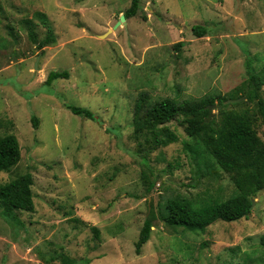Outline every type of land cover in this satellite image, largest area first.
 Segmentation results:
<instances>
[{
	"label": "rangeland",
	"instance_id": "374dc122",
	"mask_svg": "<svg viewBox=\"0 0 264 264\" xmlns=\"http://www.w3.org/2000/svg\"><path fill=\"white\" fill-rule=\"evenodd\" d=\"M129 6L0 0V136H16L21 151L0 185L29 172L34 202L33 212H15L20 225L0 214V264H264V190L248 219L217 221L204 232L172 229L158 217L166 199L223 201L232 180L178 121L166 124L177 141L144 162L131 125L141 93L153 102L212 97L203 134L223 137L232 126L223 114L248 108L264 143L253 104L219 105L220 98L237 99L232 93L248 72L264 69V0H140L137 16L117 25ZM36 12L55 36L42 50L29 39L31 32L38 41L46 35ZM193 26L206 36L196 38ZM52 71L69 78L47 86ZM65 103L90 110L97 122ZM143 173L156 180L149 194ZM149 215L150 239L136 254Z\"/></svg>",
	"mask_w": 264,
	"mask_h": 264
},
{
	"label": "trees",
	"instance_id": "16d2710c",
	"mask_svg": "<svg viewBox=\"0 0 264 264\" xmlns=\"http://www.w3.org/2000/svg\"><path fill=\"white\" fill-rule=\"evenodd\" d=\"M140 10V0H130V6L124 13L125 20L137 16ZM35 15L46 28L45 37L38 41L31 32L29 39L42 50L55 43V36L51 25L44 13L36 12ZM145 19V17H143ZM191 32L196 38L206 36V29L193 26ZM176 48L183 46L177 43ZM67 71H52L48 73L45 85L49 86L58 79H68ZM264 87V69L260 72H248V77L241 85L236 87L231 96L237 102L231 104H253L256 115L264 127V100L259 93ZM229 97L220 98L219 105H227ZM245 99V102H240ZM214 98L204 97L199 100H184L179 103L171 99L151 101L146 93L138 95L132 109L131 125L133 137L137 141L136 153L145 162L148 155L154 150L164 148L177 141V137L166 124L178 121L184 125L187 136L196 139L203 148L202 154L209 155L219 168L227 173L232 180L234 191L229 198H208L201 202L190 200L186 197L175 196L166 199L163 209L158 213L161 222L172 229H184L190 232H204L211 224L222 222H235L248 219L252 212V199L264 190V143L258 137L253 126L255 118L248 108L241 112H227L228 125H232L223 133V137L216 135L213 130L208 134L202 133L211 111L208 106L213 104ZM64 107L73 115L96 121L95 115L88 109L64 104ZM240 123L234 125V120ZM236 121V120H235ZM33 127L37 128V119L32 117ZM233 123V124H232ZM264 137V131H263ZM21 159L20 145L16 136L9 134L0 136V173L9 172ZM155 178L142 174V183L145 193L149 194L155 185ZM33 177L26 172L10 181L0 185V214L11 225H20L16 211L33 212L34 202L32 194ZM152 228L151 215H149L135 242V252L140 253L143 245L150 239ZM64 264H75V261L63 258Z\"/></svg>",
	"mask_w": 264,
	"mask_h": 264
},
{
	"label": "water",
	"instance_id": "95a60500",
	"mask_svg": "<svg viewBox=\"0 0 264 264\" xmlns=\"http://www.w3.org/2000/svg\"><path fill=\"white\" fill-rule=\"evenodd\" d=\"M121 23L125 24V17L124 16L121 17V20L118 22L117 25H120ZM240 100H242V99H240ZM236 101L237 100H234V101L233 100H229V101H226L225 103L226 104H228V103H234ZM214 107H215V105H211V106H208V109L209 110H212ZM254 203H255V201H254V199H252V205H254Z\"/></svg>",
	"mask_w": 264,
	"mask_h": 264
}]
</instances>
